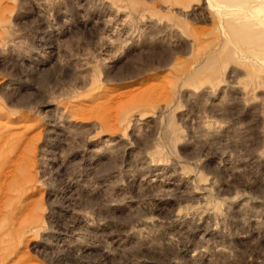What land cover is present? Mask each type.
Segmentation results:
<instances>
[{
    "label": "rangeland",
    "instance_id": "obj_1",
    "mask_svg": "<svg viewBox=\"0 0 264 264\" xmlns=\"http://www.w3.org/2000/svg\"><path fill=\"white\" fill-rule=\"evenodd\" d=\"M0 148V264H264V3L0 0Z\"/></svg>",
    "mask_w": 264,
    "mask_h": 264
},
{
    "label": "bare ground",
    "instance_id": "obj_2",
    "mask_svg": "<svg viewBox=\"0 0 264 264\" xmlns=\"http://www.w3.org/2000/svg\"><path fill=\"white\" fill-rule=\"evenodd\" d=\"M262 2L264 3V0H262ZM251 7V6H250ZM226 8V7H225ZM245 8V7H244ZM249 9V8H248ZM251 10V9H250ZM246 11V10H245ZM234 26L235 24L233 22H228V27L227 30L229 33H233L234 32ZM244 27V26H243ZM223 29L226 32V28L223 26ZM224 34V33H223ZM225 36V34H224ZM229 40V39H227ZM219 47V45H218ZM223 47V45H222ZM149 82V81H148ZM148 85V84H147ZM145 87V85H144ZM143 87V88H144ZM142 90V89H141ZM18 132V131H17ZM14 137V136H13ZM4 142L6 141V138L3 139ZM4 145V144H3ZM2 148H0L1 150ZM23 151V150H22ZM22 155V154H21ZM9 164L6 166H1L0 169L1 171H4V173L6 172V170L8 169V167H10L13 164H16L18 160H14L12 158H8ZM11 164V165H10ZM18 168V167H17ZM19 170H13L10 171V175L8 177V180L6 181L7 184L5 186H0V192H3L4 194H8L10 192H14V191H19L20 189H22L23 183L24 182H29L31 181L32 175H31V170H29V166L28 165H23V167L18 168ZM0 171V172H1ZM2 173V172H1ZM0 173V175H1ZM7 174V173H6ZM1 179V177H0ZM3 185V184H2ZM8 196V195H7ZM2 197H6L5 195ZM1 206V205H0ZM2 209V208H1ZM34 210V209H33Z\"/></svg>",
    "mask_w": 264,
    "mask_h": 264
}]
</instances>
